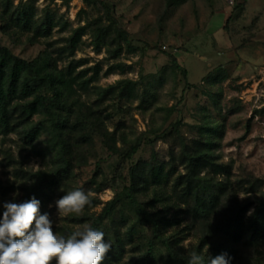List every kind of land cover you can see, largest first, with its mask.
<instances>
[{
    "label": "rangeland",
    "instance_id": "obj_1",
    "mask_svg": "<svg viewBox=\"0 0 264 264\" xmlns=\"http://www.w3.org/2000/svg\"><path fill=\"white\" fill-rule=\"evenodd\" d=\"M103 1L127 33L129 46L111 37L97 45L99 23L109 25L101 5L0 0L2 47L26 61L48 54L59 71L80 63L74 75L87 71L89 78L100 70L75 96L82 112H75L72 122L86 124L64 135L70 173L38 198L41 214L48 213L53 230L62 235L84 224L103 231L112 245L106 256L110 264H188L193 251L205 264L208 255L224 253L229 264H264V237L252 239L249 230L264 209V24L235 10L244 0ZM32 9L30 29L12 24ZM48 15L56 26L48 36H36ZM95 21L77 51L64 53L74 31ZM126 81L135 85L131 96L120 85ZM111 87L117 89L104 95ZM21 131L16 127L0 135V219L5 202L21 203L38 176L54 173L64 157L52 134L43 133L29 145ZM200 153H208L214 166L193 172L186 157ZM138 164L146 172L163 165L171 173L168 185L138 194L139 208L119 203L94 225L107 203L131 185ZM198 181L216 197L212 205L200 194L206 214L196 206ZM76 188L94 193L91 205L59 219L55 202ZM235 212L237 235L230 225ZM160 217L178 224L158 238L151 221Z\"/></svg>",
    "mask_w": 264,
    "mask_h": 264
},
{
    "label": "trees",
    "instance_id": "obj_2",
    "mask_svg": "<svg viewBox=\"0 0 264 264\" xmlns=\"http://www.w3.org/2000/svg\"><path fill=\"white\" fill-rule=\"evenodd\" d=\"M88 5H101L108 14L109 25H102L99 21L88 24L74 31L73 36L68 40L64 53L73 55L81 44L82 37L93 25H99L97 29V45L105 44L107 38L118 43L129 44L128 35L117 24L112 16V10L103 0H84ZM243 4L236 5L235 10H242ZM34 9L29 13H21L13 19L12 24L23 25L24 28H31L34 16ZM56 26L54 19L49 15L43 23L36 28V36H48ZM121 50V49H120ZM176 62V61H174ZM80 63L72 61L65 72L58 70L54 59L48 54L38 57L33 61H26L15 56L12 51L0 45V135H6L16 127L21 128L23 139L30 145L43 133L53 135L54 147L58 154L64 155L61 165L54 173L41 174L35 184L28 188L21 203L30 200L32 197L38 199L45 194L46 189L54 186L59 178L70 173L69 161L65 160L66 150L70 147L64 138L66 132L85 127L86 121L76 119L72 122V115L75 112H82L75 96L78 90H87L91 83L95 82L99 76V69H95L94 75L87 78V71L74 75ZM186 71L183 70V73ZM120 85L128 93L133 94L134 84L123 82ZM117 87H111L103 91L104 95L112 94ZM38 117L35 123L33 118ZM84 121V123H82ZM84 137L88 138L87 135ZM139 144L133 149L132 154L137 153ZM212 158L208 153H200L194 157H186L189 168L194 172L196 169H204L207 166H214ZM146 166L137 165L131 173L132 182L129 187H125L123 192L107 203L101 215L95 220L94 225H99L107 217H110L116 206L126 204L131 208H139L137 196L146 192L150 187H164L168 185L171 173L166 172L163 165L153 166L146 172ZM201 169V170H202ZM198 173H200V171ZM195 200L197 210L201 214L208 213L200 199V194L208 195L209 203L215 205L214 193L204 182H195ZM155 196L163 195L158 193ZM207 209V210H206ZM4 211V210H3ZM1 212V216L3 215ZM145 215V214H143ZM238 215L232 214L230 218L231 230L234 235L240 231ZM153 232L161 238L163 230L178 224L173 218L160 217L151 221ZM249 230L252 232V239L264 237V209L258 211L249 223ZM163 242L165 241L162 240ZM166 242V241H165ZM150 255L151 253H148ZM115 259V258H114ZM117 260V259H116ZM110 259H106V264H110Z\"/></svg>",
    "mask_w": 264,
    "mask_h": 264
},
{
    "label": "clouds",
    "instance_id": "obj_3",
    "mask_svg": "<svg viewBox=\"0 0 264 264\" xmlns=\"http://www.w3.org/2000/svg\"><path fill=\"white\" fill-rule=\"evenodd\" d=\"M93 197V192L81 188L67 191L55 202L59 219L80 215ZM3 208L0 264H103L112 248L105 233L89 224L78 225L67 235L57 233L49 214H41V202L35 197L22 203L5 202ZM206 247L208 252L210 245ZM226 257L227 253L208 255V264H229ZM188 264H205V258L193 251Z\"/></svg>",
    "mask_w": 264,
    "mask_h": 264
},
{
    "label": "crops",
    "instance_id": "obj_4",
    "mask_svg": "<svg viewBox=\"0 0 264 264\" xmlns=\"http://www.w3.org/2000/svg\"><path fill=\"white\" fill-rule=\"evenodd\" d=\"M242 12L264 24V0H244Z\"/></svg>",
    "mask_w": 264,
    "mask_h": 264
}]
</instances>
